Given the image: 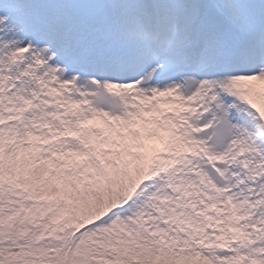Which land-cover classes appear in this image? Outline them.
<instances>
[{"label": "rangeland", "instance_id": "obj_1", "mask_svg": "<svg viewBox=\"0 0 264 264\" xmlns=\"http://www.w3.org/2000/svg\"><path fill=\"white\" fill-rule=\"evenodd\" d=\"M32 2L35 6L30 5ZM32 12L42 26L65 15H76L81 26L91 21L81 35L86 33L96 40L113 30L114 20L124 17L138 26L143 38L156 17L173 19L172 30L158 24L159 36H165L162 40L169 46L177 44L167 38L169 31L185 37L193 24L204 19L211 32L208 44L224 48L221 57L226 58L230 54L227 48H234L244 38L242 31L264 23V0H0V42L6 40L0 45V137L10 125L26 122L33 127L48 122L41 115V107H33L34 92L24 103L13 100L16 87L20 91L23 84H29H13L12 66L19 41L28 40L32 34ZM140 17L146 20L142 24ZM96 40L88 50L97 49ZM55 41L43 40L51 53L72 46L55 48ZM123 41L114 37L108 47H122ZM240 75L237 72L233 77ZM230 83L217 81L213 86H201L199 98L211 90L204 108L219 113L210 116L215 121L200 135L203 140H194V148L199 149L195 158H164L155 167L156 184L134 181L126 196V186L116 190L114 180L103 178L94 183L82 175L85 169L93 174L97 170L113 179V171L121 176L120 163L100 158L64 162L51 158L56 166L46 163L50 169L40 175L45 183L55 182L62 188L77 177L86 181L88 188L99 187L102 197H112L117 204L110 207L112 210L98 206L84 212L61 193L25 187L21 169L43 161L41 153L30 154L28 144L24 145L27 149L23 156L30 154L28 158L0 157V264H55L60 256L67 258L65 264H170V260L160 261L163 253H179L184 256L182 264H264V152L258 156L252 143L259 132L264 137V88L242 83L236 94ZM221 87L228 88L222 91ZM168 92H173L172 88ZM214 92L221 98V107L210 101ZM181 93L187 92L183 89ZM223 108L229 115L218 120ZM241 112L244 120L238 123L235 118ZM184 142L181 140V146ZM9 146L0 139V153L8 152ZM206 147H210L212 158L204 159L200 154ZM237 150L243 157H234ZM226 151L228 156L218 157ZM110 168L113 171H108ZM88 200L84 201L92 202ZM132 237L140 238L143 248H135ZM139 252L143 257L146 254L144 259L148 261L135 260L133 255Z\"/></svg>", "mask_w": 264, "mask_h": 264}, {"label": "bare ground", "instance_id": "obj_2", "mask_svg": "<svg viewBox=\"0 0 264 264\" xmlns=\"http://www.w3.org/2000/svg\"><path fill=\"white\" fill-rule=\"evenodd\" d=\"M30 5L35 6L33 2ZM76 17V15L59 16L51 22L44 23L46 26L39 24L34 17L30 18V28H38L45 39H55V48H62L68 44L72 46L67 50L49 53L48 49L41 46L39 37L32 36L28 40L19 41L12 66L14 69L12 82L16 84L27 81L29 84L27 86L23 84L20 91L16 87L13 100L16 103H24L31 92H34L33 102H36V105L33 107H41L43 111L41 115L48 122L45 125L38 122L33 124V127L26 122L24 125H10L0 137L1 143L10 144V150L6 153L1 152L0 157L9 159L23 157L27 149L24 145L28 144L31 152L34 151L30 154L41 153L39 156L43 158V161L35 166L21 169L25 187L28 186L34 191L42 190L48 194L61 193L71 198L72 202L76 203L77 209L84 212L98 206H108L106 210H112L114 206H117L112 197H102L99 195V187L88 188L87 182L80 181L77 177H75L77 179L75 183L70 182L68 186L62 188H58L57 186L62 185H57L55 182L45 183L40 175L50 169L46 163L53 162L51 158L57 159L58 162L71 158H100L105 162L120 163L121 176L111 168L108 170L114 172L113 179H109L108 175L105 176L97 170L93 174L85 169L82 175L87 178V181L91 180L94 183L98 180L102 181L103 178L114 180L117 184L116 190L126 186V196L134 181L148 180L156 184L158 181L153 172L156 166L158 168V165L162 164L164 158L196 157L195 151L199 149L194 148V140H203L200 135L208 132L211 127L209 123L212 125L215 121L210 116L217 117L219 113L211 112L210 107L204 108L206 101L210 98L211 90L201 98L198 92H201V88L205 86H213L219 79L217 77L201 79L173 77L171 72L174 71L170 70L169 62L177 58L178 51L157 43L153 32L143 38L139 34L138 26L129 17L116 20L112 24L113 30L98 38L99 40L89 39L86 33L81 35L91 21L84 22L81 26ZM173 22L159 18L153 20L156 31H159L158 24L172 30ZM71 27L73 28L70 29ZM207 27V33L203 38L202 35L200 36V42L202 39L206 41L211 38L210 27ZM193 28L196 31L200 29L197 24H193ZM257 29L258 27L254 25L253 28L242 31L241 35L247 36V32L255 33ZM174 31H171L170 36L180 47L183 46L184 37L181 33H174ZM253 35L255 39L256 36ZM117 36L124 39L123 46L108 47ZM2 40L1 46L6 44V40ZM95 40L97 49H84L85 46L95 43ZM240 44L241 41L238 40L237 45ZM253 45L255 47L247 53L236 51L240 60L244 57L249 63L257 59L261 60L264 46L255 41ZM100 51L105 52L102 62L104 61L107 69L111 70L107 77L96 76L93 79L82 73L77 74L80 67H84L87 73L90 72V68L83 65L84 62L80 63V60L84 58L83 52L91 58L89 63L91 62V71H93V62L101 63L98 57ZM110 51L114 53L113 60L106 56ZM218 51L211 52L209 57H213ZM71 52L74 57L78 55L82 57L74 59V63L68 62L65 57ZM189 54L194 57V60L199 58L203 62L209 59V57L202 58L201 51L198 49L190 50ZM207 63V61L203 62V65ZM99 66L97 67L105 69L102 64ZM234 67L237 70L246 69L242 61H236ZM216 68L208 67L204 73L214 72ZM69 70L77 73L69 75ZM156 75L159 77L153 80ZM250 80L251 77L244 78L235 85L236 87L241 83L247 85ZM258 82L264 84V75H259ZM19 85L21 84H16V86ZM256 87L260 88L258 85ZM170 88L173 90L170 93L174 95L168 92ZM183 89L186 90V95L181 93ZM224 89L227 88L221 87L222 91H225ZM210 101H214L219 107L223 105L216 92ZM226 108L222 109L218 120H224L229 115V112H225ZM202 110L203 113H201ZM181 140L185 141L184 146H181ZM252 143L258 156L264 152V137L261 132L256 135ZM209 149L210 147H206V150H200V154L205 158L212 157ZM30 154L23 158L30 157ZM234 156L243 157L242 151H235ZM53 163L56 166V163ZM55 166L51 169L53 170ZM124 171H126L125 175ZM108 191L109 188L105 189L104 193L107 194ZM88 198H90L89 202L92 200L89 204L84 201ZM111 206H113L112 209ZM133 241L135 248H143V241L140 238L132 237ZM139 254L133 255L135 260L148 261L144 259L146 254L144 257L140 252ZM163 256V260L160 261L170 260V264H182L180 260L183 261L184 258L179 253L171 256L163 253ZM188 260L189 258L186 261Z\"/></svg>", "mask_w": 264, "mask_h": 264}, {"label": "trees", "instance_id": "obj_3", "mask_svg": "<svg viewBox=\"0 0 264 264\" xmlns=\"http://www.w3.org/2000/svg\"><path fill=\"white\" fill-rule=\"evenodd\" d=\"M64 256H60L55 264H63Z\"/></svg>", "mask_w": 264, "mask_h": 264}]
</instances>
